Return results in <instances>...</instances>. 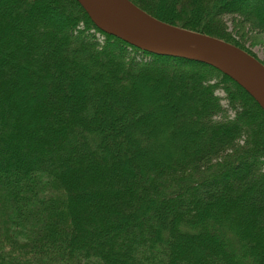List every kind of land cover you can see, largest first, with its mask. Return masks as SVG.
I'll use <instances>...</instances> for the list:
<instances>
[{
	"label": "trees",
	"instance_id": "obj_1",
	"mask_svg": "<svg viewBox=\"0 0 264 264\" xmlns=\"http://www.w3.org/2000/svg\"><path fill=\"white\" fill-rule=\"evenodd\" d=\"M129 1L249 55L220 17L264 36V0H187L188 27ZM0 264H264V112L74 0H0Z\"/></svg>",
	"mask_w": 264,
	"mask_h": 264
},
{
	"label": "water",
	"instance_id": "obj_2",
	"mask_svg": "<svg viewBox=\"0 0 264 264\" xmlns=\"http://www.w3.org/2000/svg\"><path fill=\"white\" fill-rule=\"evenodd\" d=\"M103 34L140 52L211 67L228 77L264 112V66L244 51L156 20L128 0H75Z\"/></svg>",
	"mask_w": 264,
	"mask_h": 264
},
{
	"label": "rangeland",
	"instance_id": "obj_3",
	"mask_svg": "<svg viewBox=\"0 0 264 264\" xmlns=\"http://www.w3.org/2000/svg\"><path fill=\"white\" fill-rule=\"evenodd\" d=\"M75 1V0H74ZM129 1V0H128ZM207 1V0H206ZM180 4V7H179ZM178 5V9L177 14H175V16H177L178 20H182L180 21V23L186 24L185 26L188 27L190 26V22H192V18L189 15V8L190 5L188 3L187 0H181L179 2ZM79 5V4H78ZM182 7V8H181ZM83 10V9H82ZM184 10V12H182ZM84 11V10H83ZM143 11V10H141ZM144 12V11H143ZM85 13V12H84ZM147 14V13H146ZM86 15V13H85ZM87 16V15H86ZM150 16V15H149ZM88 17V16H87ZM152 17V16H151ZM157 20V19H156ZM222 23H224L225 27H226V32L228 34H230L229 36L236 42H238L239 44H241L245 50H247L251 55H253L254 59L257 60L262 66H264V36L256 33L253 29L248 28L247 26H244L243 24L237 23V19H235L232 16H224V17H220L219 19ZM234 20V21H233ZM159 21V20H158ZM188 25V26H187ZM183 30L192 32L186 28H184ZM195 33V32H193ZM196 34H200V33H196ZM203 35V34H201ZM97 40L100 43H103L104 38L101 35H97ZM209 37V36H208ZM212 38V37H211ZM216 39V38H214ZM221 41V40H220ZM223 42V41H222ZM226 43V42H225ZM228 44V43H227ZM233 46V45H232ZM235 47V46H234ZM237 48V47H236ZM239 49V48H238ZM241 50V49H240ZM243 51V50H242ZM246 53V52H245ZM249 55V54H248ZM250 55V56H251ZM252 57V56H251ZM141 58V57H140ZM148 60V59H144ZM203 72V71H202ZM220 73V72H219ZM175 76V75H174ZM224 86H228L226 87L227 90L231 91L232 93H236L237 95L239 94V96L241 95L234 87L233 85L230 84H225ZM149 90H153L151 89V87H148ZM242 89V88H241ZM227 90L224 88H222V85L219 86V88L216 91V94L221 97L224 98L226 100V97L228 96L227 94ZM243 90V89H242ZM244 91V90H243ZM245 92V91H244ZM246 93V92H245ZM247 94V93H246ZM156 98H158L159 101V96L157 97V94L155 95ZM240 98H245L242 95L240 96ZM224 99H222L221 104L223 106H225L226 102L224 101ZM228 101V100H227ZM162 102V101H160ZM226 116L229 117H233L234 116V111L233 110H228ZM215 161V160H214ZM214 161L212 163H214Z\"/></svg>",
	"mask_w": 264,
	"mask_h": 264
}]
</instances>
